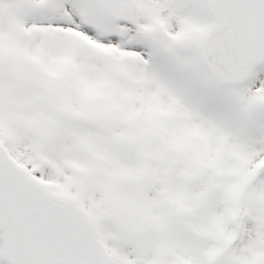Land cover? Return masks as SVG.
<instances>
[{
  "label": "snow or ice",
  "instance_id": "1",
  "mask_svg": "<svg viewBox=\"0 0 264 264\" xmlns=\"http://www.w3.org/2000/svg\"><path fill=\"white\" fill-rule=\"evenodd\" d=\"M0 264H264V0H0Z\"/></svg>",
  "mask_w": 264,
  "mask_h": 264
}]
</instances>
